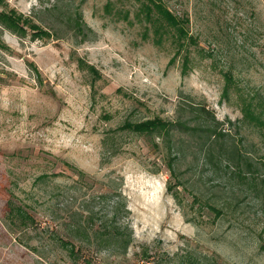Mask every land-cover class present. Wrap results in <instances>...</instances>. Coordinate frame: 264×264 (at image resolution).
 Masks as SVG:
<instances>
[{"label": "rangeland", "instance_id": "1", "mask_svg": "<svg viewBox=\"0 0 264 264\" xmlns=\"http://www.w3.org/2000/svg\"><path fill=\"white\" fill-rule=\"evenodd\" d=\"M164 2L189 20L180 51L138 17L142 0H0V12L53 33L19 37L0 24V264H84L56 242L69 234L60 224L86 208L106 213L118 192L132 243L125 254L92 250V264H264V138L243 122L264 98V0ZM75 10L84 36L67 25ZM190 103L226 135L208 134ZM156 118L172 122L170 136L120 129ZM235 148L253 165L242 163L246 178ZM9 198L37 226L13 225Z\"/></svg>", "mask_w": 264, "mask_h": 264}, {"label": "trees", "instance_id": "2", "mask_svg": "<svg viewBox=\"0 0 264 264\" xmlns=\"http://www.w3.org/2000/svg\"><path fill=\"white\" fill-rule=\"evenodd\" d=\"M107 9L111 8V3L107 5ZM138 17H144L147 22L152 26L156 27V33L159 32L170 33L173 38L179 43V51L184 46L182 40L193 38L189 36L186 25L188 19H181L176 16L166 6L164 0H142L140 9L138 11ZM67 25H70L77 34L85 35V22L82 19V15L78 10L74 11L73 16L66 20ZM0 24L7 30L18 35L19 37H25L29 30L32 32V37H51L53 33L43 29L38 24L34 23L33 20L25 16L22 13L12 9L9 11L0 12ZM164 33V34H165ZM189 63V57L186 55L183 63V72L186 73ZM31 67L35 71L37 69L31 63ZM90 69L95 72L94 66H89ZM227 74V79L232 82V76ZM259 107V113L251 108V104H247L243 109V122L249 123L256 129H258L264 138V98L260 95L257 99ZM191 112L195 114L198 122H204L211 126H207V133L215 132V136L218 138L224 137L227 132H218L213 129V126H217L219 122L210 110L207 109L204 103H190ZM174 125L172 122L153 119L138 122H125L121 126L122 130H129L138 134H154L163 133L165 137L170 136L171 129ZM180 126L185 127L188 130L196 131L197 127H191L186 124ZM200 127V126H199ZM210 150H208V156ZM232 156L235 157L237 166H239V176L245 177V171L242 167L244 164L248 169H252L253 165L249 161V158L244 155L241 150L235 148L232 150ZM244 162V163H243ZM243 163V165H242ZM241 165V166H240ZM170 176H175L174 159H170L168 162ZM45 178V177H43ZM172 189V186H169ZM174 197L177 198V194L173 193ZM101 199L108 200L110 195L104 193L101 194ZM112 200V206L110 210L106 211L103 209L95 210L94 208L85 209L84 212H76L72 216L64 218V222L60 224L64 230L67 231L68 237H62L56 235V242L65 250L68 251L69 255L75 259V262L81 260L84 264H92L89 255L92 250L101 249L102 247H110L115 253L125 254L128 251L129 246L132 243V232L128 222H125L126 217L130 211L127 206L126 199L121 193H117ZM112 197V198H114ZM207 207L214 213V218L219 219L223 215V211L212 204H208ZM7 208L9 219H11L13 225L21 228H28L30 226H37V221L34 215L31 214L28 207L25 204H18L14 199L9 198L7 200ZM80 216V218H79ZM71 217H73L71 219ZM22 243V241H21ZM264 248V245H263Z\"/></svg>", "mask_w": 264, "mask_h": 264}]
</instances>
